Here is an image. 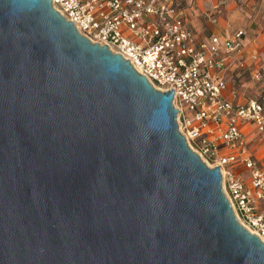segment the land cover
<instances>
[{
    "label": "water",
    "instance_id": "1",
    "mask_svg": "<svg viewBox=\"0 0 264 264\" xmlns=\"http://www.w3.org/2000/svg\"><path fill=\"white\" fill-rule=\"evenodd\" d=\"M173 98L51 0H0V264H264Z\"/></svg>",
    "mask_w": 264,
    "mask_h": 264
},
{
    "label": "built area",
    "instance_id": "2",
    "mask_svg": "<svg viewBox=\"0 0 264 264\" xmlns=\"http://www.w3.org/2000/svg\"><path fill=\"white\" fill-rule=\"evenodd\" d=\"M93 43L106 45L162 92L174 91L177 123L191 150L220 167L222 187L238 222L264 242V165L250 153L241 122L264 135V60L250 69L258 96L225 97L223 75L243 51L245 31L199 41L178 0H51ZM255 58H257L255 56ZM240 66H245L238 59ZM244 166L249 183L235 171Z\"/></svg>",
    "mask_w": 264,
    "mask_h": 264
},
{
    "label": "crops",
    "instance_id": "3",
    "mask_svg": "<svg viewBox=\"0 0 264 264\" xmlns=\"http://www.w3.org/2000/svg\"><path fill=\"white\" fill-rule=\"evenodd\" d=\"M178 1L199 41L208 42L212 36L223 39L238 29L245 31L241 55L229 60L223 71L227 81L224 95L236 103H245L258 96L260 90L251 80L250 69L264 60V0ZM238 59L245 66H240ZM240 126L250 153L264 165V135L259 134L251 123L241 122ZM235 171L249 183L250 172L244 166H236Z\"/></svg>",
    "mask_w": 264,
    "mask_h": 264
}]
</instances>
